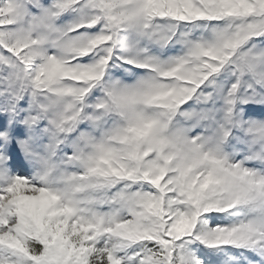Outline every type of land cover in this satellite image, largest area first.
Instances as JSON below:
<instances>
[{"label":"snow or ice","instance_id":"obj_1","mask_svg":"<svg viewBox=\"0 0 264 264\" xmlns=\"http://www.w3.org/2000/svg\"><path fill=\"white\" fill-rule=\"evenodd\" d=\"M0 264H264V0H0Z\"/></svg>","mask_w":264,"mask_h":264}]
</instances>
